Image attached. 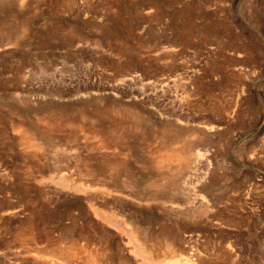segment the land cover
<instances>
[{"label": "rangeland", "instance_id": "rangeland-1", "mask_svg": "<svg viewBox=\"0 0 264 264\" xmlns=\"http://www.w3.org/2000/svg\"><path fill=\"white\" fill-rule=\"evenodd\" d=\"M21 3L0 0V264H264V0ZM167 141L189 166L158 165Z\"/></svg>", "mask_w": 264, "mask_h": 264}, {"label": "bare ground", "instance_id": "bare-ground-1", "mask_svg": "<svg viewBox=\"0 0 264 264\" xmlns=\"http://www.w3.org/2000/svg\"><path fill=\"white\" fill-rule=\"evenodd\" d=\"M25 1H27V0H23V3H21V4H25L24 2ZM21 2H22V0H21ZM134 76V75H133ZM133 76H131V77H128V78H133ZM121 106V105H120ZM180 119H182V118H180ZM186 121H188V119L186 120ZM180 122L182 123V122H185L184 120H180ZM187 123V122H186ZM202 124V123H201ZM204 127L208 130V131H211V130H214V128H215V126L213 125V123L212 124H206V125H204ZM162 134H164V136H169V135H173L174 133L176 134L177 132H179V131H174V129H173V127H170V126H168V124L167 125H163L162 126ZM171 133V134H170ZM174 134V135H175ZM27 138L28 139H33V135L30 133H27ZM179 141V140H178ZM168 143H170L169 141H167L166 142V145L164 146V152H162L161 154H160V156H159V159H158V161H159V166H161V167H164L165 166V162L166 161H177L178 162V164H177V168L180 170L185 164V162H187V165H188V162H190V161H188V159L191 157H189L188 158V155L186 154L187 153V151H186V145L183 143V141L182 142H177V143H174V145L173 144H168ZM163 144V143H162ZM188 145V144H187ZM188 147H189V145H188ZM160 148H162V146L160 147ZM159 148V149H160ZM161 150V149H160ZM163 150V149H162ZM193 153V152H192ZM192 155H194V160L193 161H195L197 158H199V156L200 155H202V153H201V151H199V150H195V152H194V154H192ZM81 158V157H80ZM108 160V159H107ZM107 160H105V161H107ZM82 162V161H81ZM109 162V161H108ZM84 163V162H83ZM110 163H112V161L110 162ZM195 163V162H194ZM194 163H193V165H194ZM106 164H109V163H106ZM190 164V163H189ZM196 164V163H195ZM187 165H185V166H187ZM115 166V165H114ZM166 166H170V165H166ZM189 166V165H188ZM195 166V165H194ZM93 167V166H92ZM176 167H175V169H176ZM196 167V166H195ZM87 168V170L88 171H91V170H93V168H91V166H90V164L88 165V167H86ZM191 169V168H190ZM195 169V168H194ZM193 169V170H194ZM192 170V169H191ZM96 171V170H95ZM101 173H102V170H101ZM205 175H203V177H204ZM96 178H97V176H95ZM167 177V176H166ZM203 177H200L199 176V178H198V181H200V180H202L203 179ZM104 179V178H103ZM106 179V178H105ZM111 179V178H110ZM102 181V180H101ZM100 181V182H101ZM112 181V180H111ZM166 181H168V182H172V181H170L169 180V178H166ZM198 181H196V185H197V182ZM62 182V181H61ZM64 183H65V181H63ZM188 182V181H187ZM115 183V182H114ZM173 183V182H172ZM185 183V182H184ZM195 184V183H194ZM184 185V184H183ZM78 186H79V184H78ZM88 186V185H87ZM85 187V188H83V187H81L82 189L81 190H79V191H84L86 188H88V187ZM105 185H103L101 188H103ZM107 186V185H106ZM105 186V187H106ZM77 187V186H76ZM104 187V188H105ZM75 188V187H74ZM78 188V187H77ZM101 188H100V190H101ZM185 188V187H184ZM79 189V188H78ZM96 189H98V188H96ZM113 189V188H112ZM195 189V188H194ZM99 190V191H100ZM105 190H106V188H105ZM87 191V189L84 191V192H86ZM98 191V192H99ZM107 194H109V196L108 197H110V195H114V196H116L117 195V193H114V191L113 190H109L108 188H107ZM88 192V191H87ZM90 192V191H89ZM102 193H105V192H102ZM89 194H91V192L89 193ZM95 194V193H94ZM87 195V194H86ZM92 195V194H91ZM122 195V194H121ZM125 194H123L122 196H124ZM195 195H197V194H195ZM95 196V195H94ZM89 197H91L90 195H89ZM129 199H131V197H128ZM197 196H194L193 197V199H192V197H191V200H194V201H196L197 200ZM133 199V198H132ZM148 199V198H147ZM107 200V199H106ZM138 200V199H137ZM110 201V200H109ZM105 202V201H104ZM108 202V200L106 201V203ZM166 206H169L172 210H174V211H176V212H179V214H182V213H185L184 212V207H182V204H179V203H170V204H166ZM195 206H200V210H202L203 209V206H202V204L201 203H197V204H195ZM198 208V207H197ZM102 211V210H101ZM133 210H131V212H132ZM100 212V211H99ZM103 212V211H102ZM101 212V213H102ZM106 212V211H105ZM130 212V213H131ZM134 213H135V211H133ZM132 212V213H133ZM101 213H97L98 215L99 214H101ZM192 213H194L195 214V212H192ZM106 214V213H105ZM108 214V213H107ZM107 214L106 215H104V214H102L103 216H102V218H104L105 216L106 217H108L107 219H108V222L110 221V219H109V216H107ZM186 214H187V212H186ZM193 214V215H194ZM130 215V214H129ZM137 216V215H136ZM135 216V217H136ZM195 216H196V214H195ZM138 217V216H137ZM110 218H112V217H110ZM130 218L132 219L131 220V222L133 221V217L130 215ZM105 219V218H104ZM113 219V218H112ZM135 219V218H134ZM139 220V219H138ZM106 221V220H105ZM129 222H130V219H129ZM137 222V221H136ZM135 222V223H136ZM111 223H112V221H111ZM115 223V222H114ZM134 223V222H133ZM132 223V224H133ZM138 224V223H137ZM136 224V232L137 233H135V230L133 229V230H130V231H133V233H131V235L132 234H134V236H136L137 237V239H139V240H141V241H138L139 243H140V247H141V250H143L144 252H150V251H148L149 250V248H148V246H147V244L145 243V241H143L142 239H144V237H142V236H140V234L142 233L141 232V230H140V226H138ZM2 227V226H1ZM132 229V228H131ZM144 231H146V230H144ZM148 231V230H147ZM152 235V234H151ZM133 237V236H132ZM157 237H158V235H157ZM152 238V237H151ZM136 240V239H135ZM146 240V239H145ZM7 252V251H6ZM220 252V251H219ZM20 253H21V249L19 248V251H18V254L15 256L16 257V262H15V264H22V261H21V259H20ZM231 253V252H230ZM92 255H94V254H92ZM3 256V255H2ZM92 257V256H91ZM92 259V258H91ZM93 260L94 261H92V262H96V264H102L101 263V261L99 262L97 259H96V256L95 257H93ZM205 260V259H204ZM203 260V258H201V257H199V258H196V259H194V260H191V261H185V264H207L208 262H206V261H204ZM145 261H147L146 262V264H150V259H148V258H145ZM5 262V261H4ZM14 262V261H13ZM91 262V263H92ZM6 263V262H5ZM7 264V263H6ZM93 264V263H92Z\"/></svg>", "mask_w": 264, "mask_h": 264}]
</instances>
